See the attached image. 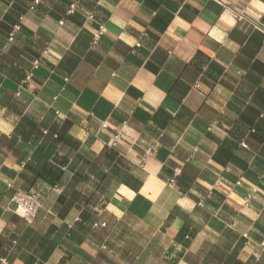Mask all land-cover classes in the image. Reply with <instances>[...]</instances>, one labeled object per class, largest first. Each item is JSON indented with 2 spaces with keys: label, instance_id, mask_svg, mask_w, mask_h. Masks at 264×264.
Returning <instances> with one entry per match:
<instances>
[{
  "label": "crops",
  "instance_id": "1",
  "mask_svg": "<svg viewBox=\"0 0 264 264\" xmlns=\"http://www.w3.org/2000/svg\"><path fill=\"white\" fill-rule=\"evenodd\" d=\"M261 29L264 0H0V264H264Z\"/></svg>",
  "mask_w": 264,
  "mask_h": 264
},
{
  "label": "built area",
  "instance_id": "2",
  "mask_svg": "<svg viewBox=\"0 0 264 264\" xmlns=\"http://www.w3.org/2000/svg\"><path fill=\"white\" fill-rule=\"evenodd\" d=\"M37 1L38 0H35V2ZM72 10H73V6L70 7L68 13L72 12ZM235 16L239 17L240 15L236 13ZM15 28H18V26H15ZM261 32L263 33V37H264V29H261ZM12 34L13 33L11 32L9 36V40L12 39ZM102 34H103V25L100 24L96 29V31L93 33L92 42H91L92 45H95L97 43V41L100 39ZM150 151L151 149L148 148L147 152L149 153ZM209 193L210 191H208L206 196H208ZM250 198H251V194H248L244 198V205H246L249 202ZM11 201L14 204V211L16 212V214L21 216L26 223H31L34 220L41 205L40 200L38 199L36 194L32 193L31 191L21 190V189L17 190L12 195ZM102 225H104V223H102Z\"/></svg>",
  "mask_w": 264,
  "mask_h": 264
}]
</instances>
